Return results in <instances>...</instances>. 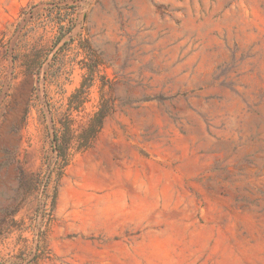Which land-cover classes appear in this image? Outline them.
I'll return each instance as SVG.
<instances>
[{"label":"rangeland","instance_id":"374dc122","mask_svg":"<svg viewBox=\"0 0 264 264\" xmlns=\"http://www.w3.org/2000/svg\"><path fill=\"white\" fill-rule=\"evenodd\" d=\"M0 264H264V0H0Z\"/></svg>","mask_w":264,"mask_h":264},{"label":"trees","instance_id":"16d2710c","mask_svg":"<svg viewBox=\"0 0 264 264\" xmlns=\"http://www.w3.org/2000/svg\"><path fill=\"white\" fill-rule=\"evenodd\" d=\"M80 89V88H79ZM80 90H77V93ZM76 94H73L69 99V108H77L76 104H79L81 101L80 99H75L77 101H73V99L76 97ZM74 102H77L76 104ZM111 112V109H107V107H104L103 105H100L96 111L89 117L88 122L86 126L82 128V131L77 133V135H74L72 132V129L70 127V121L67 120L64 124V134H63V145H59L58 154L61 157L66 156L67 152L65 151V144H68L70 140L75 138L78 141V149H82L87 147L89 144V141L96 136V134L100 131L102 128L103 122L105 117Z\"/></svg>","mask_w":264,"mask_h":264}]
</instances>
